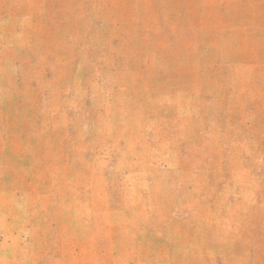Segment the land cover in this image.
Wrapping results in <instances>:
<instances>
[{
    "label": "rangeland",
    "instance_id": "1",
    "mask_svg": "<svg viewBox=\"0 0 264 264\" xmlns=\"http://www.w3.org/2000/svg\"><path fill=\"white\" fill-rule=\"evenodd\" d=\"M0 264H264V0H0Z\"/></svg>",
    "mask_w": 264,
    "mask_h": 264
}]
</instances>
